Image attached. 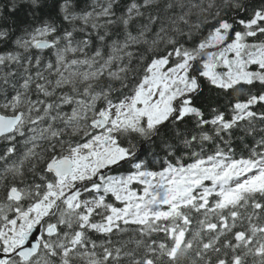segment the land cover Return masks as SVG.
<instances>
[{
  "label": "snow or ice",
  "instance_id": "6c2138e0",
  "mask_svg": "<svg viewBox=\"0 0 264 264\" xmlns=\"http://www.w3.org/2000/svg\"><path fill=\"white\" fill-rule=\"evenodd\" d=\"M0 264H264V0H0Z\"/></svg>",
  "mask_w": 264,
  "mask_h": 264
},
{
  "label": "trees",
  "instance_id": "16d2710c",
  "mask_svg": "<svg viewBox=\"0 0 264 264\" xmlns=\"http://www.w3.org/2000/svg\"><path fill=\"white\" fill-rule=\"evenodd\" d=\"M25 15V9L23 6L14 14L13 18L14 19H21Z\"/></svg>",
  "mask_w": 264,
  "mask_h": 264
}]
</instances>
